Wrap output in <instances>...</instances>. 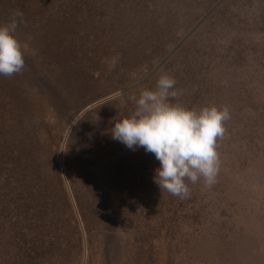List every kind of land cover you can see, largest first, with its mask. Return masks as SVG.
Wrapping results in <instances>:
<instances>
[{
    "label": "rangeland",
    "instance_id": "1",
    "mask_svg": "<svg viewBox=\"0 0 264 264\" xmlns=\"http://www.w3.org/2000/svg\"><path fill=\"white\" fill-rule=\"evenodd\" d=\"M12 20L0 264H264V0H0ZM165 73L172 103L230 113L216 183L183 199L111 136Z\"/></svg>",
    "mask_w": 264,
    "mask_h": 264
},
{
    "label": "clouds",
    "instance_id": "2",
    "mask_svg": "<svg viewBox=\"0 0 264 264\" xmlns=\"http://www.w3.org/2000/svg\"><path fill=\"white\" fill-rule=\"evenodd\" d=\"M17 27L16 20L0 25V75L12 76L24 68V53L14 35ZM175 85V78L165 73L154 90L133 96L132 114L113 124L111 136L130 150L143 147L153 153L159 161L154 183L160 192L183 199L190 195L186 179L196 183L203 178L209 187L216 183L220 165L217 139L224 136L230 113L226 107L196 110L172 103L181 94Z\"/></svg>",
    "mask_w": 264,
    "mask_h": 264
}]
</instances>
